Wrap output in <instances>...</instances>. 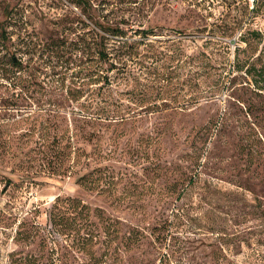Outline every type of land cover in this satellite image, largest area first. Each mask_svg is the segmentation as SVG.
<instances>
[{"label": "rangeland", "instance_id": "obj_1", "mask_svg": "<svg viewBox=\"0 0 264 264\" xmlns=\"http://www.w3.org/2000/svg\"><path fill=\"white\" fill-rule=\"evenodd\" d=\"M31 256L264 264V0H0V264Z\"/></svg>", "mask_w": 264, "mask_h": 264}, {"label": "trees", "instance_id": "obj_2", "mask_svg": "<svg viewBox=\"0 0 264 264\" xmlns=\"http://www.w3.org/2000/svg\"><path fill=\"white\" fill-rule=\"evenodd\" d=\"M124 31L121 30L120 28H116L112 30V34L115 35V37H112V40H114L115 42L122 44L121 46H119L117 48V50H115V48H113V50L117 51L118 54L115 55H121L120 51L121 49L125 48L127 46L126 41L124 42ZM106 40H109L108 38H106ZM108 43V42H107ZM104 44L103 48L101 50H99V55H100V59L103 63L105 62H110L111 61V57H115L114 55V51H109L108 52V44ZM116 59V58H114ZM112 62H114V60H112ZM116 67V66H113ZM97 72H100L99 69L97 70ZM85 207V206H83ZM57 211H52L51 215H50V221L51 224L53 226H59L63 224V220L65 219V213L62 212L61 209H59L58 207ZM94 235L91 232H87L85 233V235L81 234V238L79 240V243L81 245V249L86 252L87 254H92V244L94 242ZM24 264H38L37 260L35 258H33V256L31 257H26L24 262Z\"/></svg>", "mask_w": 264, "mask_h": 264}, {"label": "built area", "instance_id": "obj_3", "mask_svg": "<svg viewBox=\"0 0 264 264\" xmlns=\"http://www.w3.org/2000/svg\"><path fill=\"white\" fill-rule=\"evenodd\" d=\"M260 0H248L249 5L251 6V8H254L256 6V4L259 3Z\"/></svg>", "mask_w": 264, "mask_h": 264}]
</instances>
